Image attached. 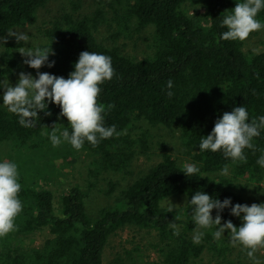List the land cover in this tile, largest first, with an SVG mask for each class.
<instances>
[{
	"label": "trees",
	"instance_id": "trees-1",
	"mask_svg": "<svg viewBox=\"0 0 264 264\" xmlns=\"http://www.w3.org/2000/svg\"><path fill=\"white\" fill-rule=\"evenodd\" d=\"M52 1L0 0V35L35 24L39 10ZM70 1L74 12L51 20L41 45L52 49L49 61L55 63L38 71L67 78L82 51L110 56L114 74L100 85L97 102L113 106L106 112L104 123L115 125L120 135L101 140L95 147L85 141L80 150L66 142L53 147L48 138L52 129L59 135L68 127L66 118L59 117L58 105L48 103L46 111L50 114L39 112L32 127L20 126L16 115L0 107V147L9 144L14 150L10 158L19 159L18 196L22 202L15 230L0 236V264H104L110 237L126 226L156 233L163 246L159 263L202 264L205 245L194 244L186 236L194 228L191 215L189 221L178 219L180 215L169 212L164 203L174 197L190 201L193 193L202 190L220 201L231 198L232 204H245L231 181L217 176L226 164L236 178L264 181V168L256 164L260 149H264V130L252 141L255 150L244 149L245 161L232 163L219 151L201 152L198 148L200 136L210 133L215 120L233 106H245L250 119L264 115V52L246 53L245 40L220 39L226 30L219 27L220 16L235 6V0H113V5L124 7L127 20L136 21L137 30L153 29V50L143 59L126 55L125 45L110 46L102 40L116 41L120 33L99 39L107 13L97 7L91 13L76 14L81 1ZM188 5L205 12L193 10L192 14ZM257 18L264 21V10ZM4 46L1 59L6 67L0 77L21 67L17 53ZM169 79L173 84L171 97L167 95ZM137 121L167 128L177 125L183 144L192 153L191 163L200 172L186 177L182 164L164 152L158 162L137 173L120 191L117 202L101 208L94 217L87 209L88 193L82 186H70L59 198L45 186L49 177L62 173V167H54V158L66 160L80 152L95 155L98 169L92 173L94 177L109 172L132 177L136 156L151 148V135H132V124ZM115 185L109 184L107 193H113ZM230 207L220 213L221 223L230 220L238 227L241 221L230 215ZM187 208L190 212L189 205ZM215 215L214 209L213 218ZM170 223L181 227L178 235H173ZM44 231L48 235L41 244L25 246L28 237ZM221 249L228 251L225 247L216 250ZM112 264L127 263L118 257Z\"/></svg>",
	"mask_w": 264,
	"mask_h": 264
},
{
	"label": "clouds",
	"instance_id": "clouds-1",
	"mask_svg": "<svg viewBox=\"0 0 264 264\" xmlns=\"http://www.w3.org/2000/svg\"><path fill=\"white\" fill-rule=\"evenodd\" d=\"M264 10V0H235V6L226 10L219 19V27L226 29L220 33V39L225 41H244L251 32L264 29V21L258 19V13ZM7 36L0 35V44H5L9 37H14L21 46L17 52L23 58L22 62L29 68L37 70L35 77L28 72H20L13 85L6 77L0 78V107H5L9 113L17 116L22 127H32L36 124L38 113L46 111L48 103L58 105L59 117L68 121V127L59 132L53 128L48 138L53 147L66 142L73 149L80 150L85 141L95 147L101 140L108 139L120 133L115 125L106 126L105 114L113 106L97 102L101 87L105 81L112 78L114 70L111 57L102 53L82 51L73 64L67 78L48 72L38 71L42 66L53 67L55 61H49L52 54L43 40L33 41L31 35L24 30L10 29ZM30 43V47H25ZM51 47V46H50ZM173 95L172 81L166 84ZM58 117V118H59ZM70 129V131H69ZM264 130V115L249 118L245 106H233L231 111L223 112L214 122L206 136H200L198 148L204 152H221L232 163L245 161L244 149H253L255 137ZM256 164L264 168V149ZM182 173L193 176L200 169L193 163L181 165ZM221 175L229 174L226 164L220 170ZM18 168L15 161L0 159V236L15 230V218L22 210V202L18 196L21 184L18 179ZM203 178V173H201ZM191 220L194 224L192 242L199 244L205 235L204 230H210L213 239L220 240L227 231L229 242L239 245L246 251L252 264H261L255 253L264 247V202L247 204H232L231 198L220 201L202 190L191 195ZM230 207V215L240 219L239 226H234L230 220L221 223L220 213ZM216 210L213 218L212 211ZM168 211H173L170 203ZM173 235L179 234L180 226L170 223Z\"/></svg>",
	"mask_w": 264,
	"mask_h": 264
},
{
	"label": "rangeland",
	"instance_id": "rangeland-1",
	"mask_svg": "<svg viewBox=\"0 0 264 264\" xmlns=\"http://www.w3.org/2000/svg\"><path fill=\"white\" fill-rule=\"evenodd\" d=\"M81 8L76 14H88L96 10L99 7L103 12L107 13L103 22L100 25L99 39L107 38L109 35H115L120 33L119 38L116 41L109 39H102L111 43L110 46L125 45L123 51L126 55L136 59H143L149 56L153 50V29L147 28L142 31L137 30L136 21L134 19L127 20L124 17V7L113 5V0H80ZM113 8H111V6ZM188 9L196 10L199 13H204V9L196 8L188 5ZM74 12L72 3L70 0H53L48 6L40 9L37 13V22L33 25L18 28L15 30H24L31 35L33 41L40 43L41 40L45 43V29L48 24L59 14ZM207 25V23L205 22ZM127 30L125 32L124 30ZM243 50L246 53L264 52V29L254 31L244 41ZM11 47V50L17 53L21 67L18 71H14L13 74L2 75L0 78L6 77L13 85L18 79L20 72L31 73L34 77L36 70L24 65L23 58L17 52L18 47L21 45L15 41L14 37H9L5 43ZM4 44V45H5ZM0 44V72L6 67L2 56L4 54L5 46ZM30 47V43L23 45ZM6 109L5 107H3ZM7 110V109H6ZM132 135L138 137L141 133H147L151 135V148L147 153H138L136 159L132 164L133 176L122 175L113 172L104 173L97 177L92 176V173L96 172L98 166L94 165L96 157L93 154L87 152H80L69 156L66 160L61 157L53 159L54 167H62V173L56 172L54 176L49 177L46 187H49L56 193L57 198L63 194V190H66L70 186L80 185L82 189L87 190L88 198L86 199V205L91 216L95 214L103 207L114 204L119 198L120 191L125 189L136 177L137 173L149 168L155 162H158L164 152L169 153L180 164L185 162L191 163L192 156L190 150L183 144L182 132L177 125L170 128L164 126H150L146 121H137L132 124ZM9 145V144H8ZM7 144H3L0 147L1 158L5 160L15 161L18 168L19 159L10 158V155L14 153ZM46 163V162H45ZM18 168V173H19ZM215 177L214 175H211ZM218 177H224L231 181L234 190L242 197L243 201L247 205L252 203L264 202V181H253L245 177H234L230 172L228 175H217ZM89 182H93L94 186H91ZM114 183L115 191L110 194V190L107 193L109 184ZM186 197H174L168 199L164 206L167 208L171 203L173 205V211L180 215L178 219L189 221L190 212L187 208ZM180 213V214H179ZM181 231V227L179 229ZM205 235L201 239L200 243L205 245L203 254L201 255L200 263L202 264H252V261L247 257L246 251L239 245L233 246L229 242L228 233L225 231L220 240L213 239L210 235V230H204ZM47 232L37 233L31 237H28L24 243L26 247H32L41 244L47 236ZM155 232H145L142 229L134 226H126L125 228L118 230L109 239L108 245L105 250L104 264H112L118 257L123 259L127 264H154L162 261L161 250L163 246L158 236H155ZM187 237L192 238V232H186ZM199 243V244H200ZM225 247L228 251L216 250ZM159 248V249H157ZM255 256L259 259L261 264H264V247L259 248L255 253ZM161 264V263H159Z\"/></svg>",
	"mask_w": 264,
	"mask_h": 264
}]
</instances>
